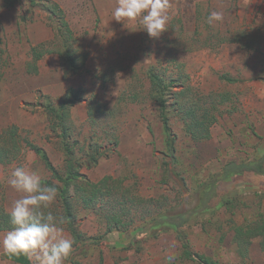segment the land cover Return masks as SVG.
I'll return each instance as SVG.
<instances>
[{"label":"rangeland","instance_id":"374dc122","mask_svg":"<svg viewBox=\"0 0 264 264\" xmlns=\"http://www.w3.org/2000/svg\"><path fill=\"white\" fill-rule=\"evenodd\" d=\"M7 1L0 0V135L15 126L20 148L0 164V208L8 213L19 198L7 183L16 166L62 187L24 141L44 150L61 175L70 149L81 160L97 157L79 170L82 178L97 184L109 177L111 187L88 205L68 190L83 239L73 241L65 264H98L100 256L104 264H195L183 257V244L219 264H264L262 238L239 243L234 237L235 227L264 220V180L252 174L214 188L209 205L225 199L230 208L190 218L176 233L137 236L138 244L132 238L151 216L192 210L201 185L228 163L258 161L264 168V0H170L168 30L155 40L138 22L113 20L116 0L37 6L22 0L8 7ZM50 3L68 24L76 70L58 40L51 43L58 23ZM215 10L224 12L223 20L209 25L206 17ZM39 44L53 53L34 60L30 49ZM33 66L36 74L29 73ZM150 73L176 83L167 93L176 139V161L169 165ZM71 92L77 101L59 127L46 107L58 111ZM45 211L61 218L58 197ZM6 232L0 230V238ZM3 254L0 249V264H16ZM166 254L175 259L167 261Z\"/></svg>","mask_w":264,"mask_h":264},{"label":"trees","instance_id":"16d2710c","mask_svg":"<svg viewBox=\"0 0 264 264\" xmlns=\"http://www.w3.org/2000/svg\"><path fill=\"white\" fill-rule=\"evenodd\" d=\"M20 1L22 0H8L6 6H12L14 3H19ZM41 1L42 0H27V4L28 6H37V4ZM45 2H48V0H46ZM47 10L50 12V14L56 17V22L58 23L55 33V39H53L51 43H54L55 40H58V42L55 43L60 44L62 48L61 55L63 56L67 65L71 69L76 70V61L73 57V52L71 50L70 44H68V40L71 38V33L67 22L64 20L63 13L59 6L55 3H50V5L47 7ZM19 22H25V18L20 17ZM30 52L31 57L34 60H38L44 57V55L53 53L51 50L47 49L45 44H39L37 46L31 47ZM36 72V66L31 67L29 73L36 74ZM149 79L152 86L151 98L157 106V114L164 135V147L166 155L170 159V162L167 163L169 165L170 163H174L176 161V139L170 127L169 116L167 114V93L170 88L176 85V83L170 82L169 84H165L163 81L158 79L157 75H154L153 73L149 74ZM76 101V93L71 92L63 98L61 107L58 111L50 106H47L46 113L49 116H52L56 120V125L60 127L65 120V112H67L69 107L72 106ZM188 132H190V128ZM65 135L66 131L65 129H62L61 136L65 137ZM17 136L19 135L15 126H11L1 133L0 164L9 162V160L15 158V155H13L14 153L11 154V152L13 150L15 152L19 151L20 147L18 141L13 139V137ZM206 136L208 137V133ZM7 137H9V139H7ZM192 138L198 139L194 134L192 135ZM15 142L17 146H15ZM9 143L11 144L9 145ZM24 144L27 145L39 158L40 162L50 173L51 177L56 182L62 184V187L57 190V197L61 211V218L64 221L63 225L70 232L73 241L81 243L83 237L80 231L77 230L76 214L72 203L73 197L69 196L68 190L71 188L75 192L74 199H79L81 201V198H83L84 196L83 202L84 204L88 205L93 198V194H102V192L108 191V189H105V187H111L108 184V182L111 183V178L105 177L100 181V183L97 184L91 183L87 179L82 178L79 170L85 164H95L97 157H95L94 155H88V159L86 161L81 160L78 155L74 157V152L70 149L66 152V155L68 157V159L66 160V174L61 175L54 168L44 150L29 141H24ZM250 174H252V176L256 178H262L264 180V168L262 167L260 162L250 161L241 164L228 163L218 175L213 176L211 180L201 185V190H198V203L192 210L185 213H179L177 215H169L167 212H165L147 218L143 223L144 225L134 232L132 236L133 240H136V243L138 244L140 240H137V236H139L140 238L148 239L156 238L158 235L170 231L176 233L179 232L190 221V218H194L197 215L206 213H210L212 215L216 211V209L221 206H225L226 209L228 207L230 208V205H232V203L228 200L225 201V199L220 200L219 203L213 207L209 205L210 200L215 194L214 188L216 187V185H218V183H229L244 180L245 177ZM43 183L46 184L45 181H43ZM50 186L52 185L50 184ZM11 227L12 225L10 223L8 213L0 208V230L9 231L11 230ZM109 230H111V228H109ZM234 237L239 243L247 242L248 240L255 238H262V240H264V220L261 219L257 221V223H252L251 225L247 226L235 227ZM261 245L262 249H264V241H261ZM182 248L183 257L190 262H193L195 264H219L217 261L212 260L210 257L191 251L186 244H183ZM2 257L17 264H30V262L24 256L9 258L3 254ZM98 264H104L103 258L101 256L99 257Z\"/></svg>","mask_w":264,"mask_h":264},{"label":"clouds","instance_id":"9594fccd","mask_svg":"<svg viewBox=\"0 0 264 264\" xmlns=\"http://www.w3.org/2000/svg\"><path fill=\"white\" fill-rule=\"evenodd\" d=\"M170 0H116L111 15L122 24L138 22L150 39H159L168 30ZM222 10L211 11L206 23L223 20ZM8 185L19 195L10 207L12 225L0 238V249L9 258L24 256L30 264H65L73 251V240L63 234L62 218L45 210L55 201L57 190L42 182L41 176L24 166L12 169ZM172 262L175 256L166 254Z\"/></svg>","mask_w":264,"mask_h":264},{"label":"crops","instance_id":"0c3cea01","mask_svg":"<svg viewBox=\"0 0 264 264\" xmlns=\"http://www.w3.org/2000/svg\"><path fill=\"white\" fill-rule=\"evenodd\" d=\"M243 0H241V2H242ZM239 2H240V0H239ZM17 264V263H16Z\"/></svg>","mask_w":264,"mask_h":264}]
</instances>
